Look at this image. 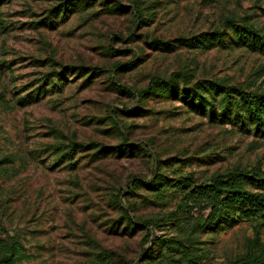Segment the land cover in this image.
<instances>
[{"label":"rangeland","instance_id":"1","mask_svg":"<svg viewBox=\"0 0 264 264\" xmlns=\"http://www.w3.org/2000/svg\"><path fill=\"white\" fill-rule=\"evenodd\" d=\"M68 1L0 0V259L264 264V211L189 193L264 194V0Z\"/></svg>","mask_w":264,"mask_h":264},{"label":"trees","instance_id":"2","mask_svg":"<svg viewBox=\"0 0 264 264\" xmlns=\"http://www.w3.org/2000/svg\"><path fill=\"white\" fill-rule=\"evenodd\" d=\"M68 2L74 4L79 0H69ZM140 22L142 21L140 20ZM232 26L237 35L251 48H261L262 50L264 37L258 35L251 27ZM99 71L102 72L103 69H99ZM119 90L129 93L125 89L119 88ZM238 94L239 101L243 104L246 114L255 125L256 130L264 133V93L239 91ZM249 178L252 177L246 172L236 170L228 175L216 176L210 185L194 187L189 191L193 197L204 200L203 209L208 211L204 217L206 224L209 223L210 218L219 217L220 212L226 208L239 212L244 218H250L254 214L264 211V194L250 193L239 183L240 180ZM125 219L128 225H134V222L128 217ZM12 262L11 255L0 259V264H12Z\"/></svg>","mask_w":264,"mask_h":264}]
</instances>
